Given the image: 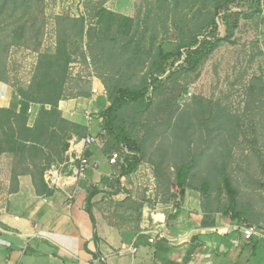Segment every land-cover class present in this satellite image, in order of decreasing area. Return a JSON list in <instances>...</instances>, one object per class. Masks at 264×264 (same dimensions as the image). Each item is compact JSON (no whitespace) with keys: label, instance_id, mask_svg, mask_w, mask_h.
Returning <instances> with one entry per match:
<instances>
[{"label":"rangeland","instance_id":"374dc122","mask_svg":"<svg viewBox=\"0 0 264 264\" xmlns=\"http://www.w3.org/2000/svg\"><path fill=\"white\" fill-rule=\"evenodd\" d=\"M226 1L30 0L22 6L20 13L31 10L25 18L26 36L22 45L10 46L5 55L1 52L2 57H6L7 82L0 80L4 83L0 96L4 94L5 85L17 94L21 88L31 87L40 53L56 45V15H84L89 24L93 22L96 6L103 4L134 20L132 27L128 21L122 24L125 28L131 27L135 40L130 44L125 46L129 40L126 35L114 42L118 27L114 24L104 55L96 54L86 45V59L74 55L70 64L71 77L66 82L65 99H62L101 96L92 91L94 82L100 81L105 87L107 85L109 106L110 90L115 85L132 88L148 85L145 98L128 102L114 119V126H124L143 152L137 169L129 175L121 174L126 152H120L114 162L109 161L112 174L102 177L100 193L93 201L111 222L136 226L144 216L145 206L152 208L157 201L161 204L180 202L176 174L182 164L189 165L187 185L200 188L204 182L209 184L205 199H210L215 211L228 209L230 205L223 187L224 172L238 191L237 209L245 214L264 211V0H232L228 4L232 10L244 13L236 40L219 46L198 70H186L183 58L172 57L166 63L165 73H149V65L159 49L174 51L189 35L194 19L201 22L205 15L214 16L223 35L222 14L216 13V5H225ZM10 9L7 8L8 12ZM201 13L205 15H199ZM36 15L38 19L32 21L31 17ZM8 20L1 24L5 29L0 31V51L6 42L4 38L11 37L13 27L8 24L12 21ZM202 32L205 33L206 28H202ZM137 39H141L140 49ZM140 60L142 64L138 68L129 66L131 61ZM0 75L5 76L2 70ZM156 76L159 81H153ZM75 83L83 87L87 96L72 97L71 93L79 91L73 87ZM5 101L0 98V103ZM92 114L89 126L94 122L98 129L96 134L100 131L107 134L102 117H97L95 112ZM36 115H31L30 124L28 112V125L35 124ZM82 126L73 127L62 141L69 139L71 146L73 139L90 133L89 126ZM106 137L105 155L109 159L107 152L113 148L115 140L110 134ZM70 146L63 159L53 152L47 156L40 154L48 167L47 174L55 168L68 169V165H61H65L69 157ZM31 155L30 150L23 154L9 151L0 154V210L8 203L17 174L29 166L35 169L31 166Z\"/></svg>","mask_w":264,"mask_h":264},{"label":"crops","instance_id":"0c3cea01","mask_svg":"<svg viewBox=\"0 0 264 264\" xmlns=\"http://www.w3.org/2000/svg\"><path fill=\"white\" fill-rule=\"evenodd\" d=\"M95 84L105 88L100 81ZM2 85L0 81V89ZM4 95L6 101L0 106L18 111L20 96L6 85ZM108 103L106 96L94 95L90 99L61 100L60 108L68 119L87 127L91 123L84 112H95L98 117ZM34 109L37 114V104ZM89 130L96 134L97 124L93 122ZM87 153L100 162V167L76 184L57 188L50 183L46 171L52 190L38 192L31 174L19 175L16 190L10 192L6 207L0 210V263L264 264V237L246 240L237 229L246 222L264 231V211L241 212V216L228 209L215 211L201 187L187 185L182 189L184 197L180 198L179 208L171 203L161 204L136 226L111 222L95 204L94 224L86 209L89 190L92 186L100 188L102 177L110 176L112 171L105 150L94 147ZM74 188L76 197L68 207L65 191ZM158 231L165 235L151 242ZM133 247L137 248L135 252L129 249Z\"/></svg>","mask_w":264,"mask_h":264},{"label":"trees","instance_id":"16d2710c","mask_svg":"<svg viewBox=\"0 0 264 264\" xmlns=\"http://www.w3.org/2000/svg\"><path fill=\"white\" fill-rule=\"evenodd\" d=\"M27 1L30 0H25L21 3L18 0H0V18H4L0 19V31L5 29V27H1V24L6 23L8 19V21H12L8 25L13 27L10 39L4 38L6 42L1 45L0 70L5 76L0 75V80L3 82H7L6 57H2L1 54L5 55L10 46L22 45V40L25 38L27 31L25 18L30 14L31 10L26 11V14L20 12ZM230 2L232 0H227L225 5H216V13L222 14V23L225 27L223 35L219 32V24L214 16L199 14L204 16V20L198 22L194 19L193 28L190 29L189 35L183 38L182 43L174 51L166 52L163 48L159 49L156 57L149 65V73L158 75L165 73L166 63L172 57L183 58L185 69L196 71L219 46L224 43H234L236 40L235 34L244 13L239 10H232L228 5ZM8 7L11 8L9 12L7 10ZM7 13L8 15H6ZM92 18L93 22L88 24L84 15H56V45L54 49L40 53L31 87L28 90L21 88L18 93L21 98L18 111L0 106V154L7 151L13 154H23L26 151H32L31 166H34L35 169H31L29 166L21 173L31 174L38 192L48 191V189L52 190L46 177L48 167L42 162V158L39 157L40 154L47 156L53 152L58 154L60 159H63L65 150L69 148L70 142L69 139L66 141H62V139L67 137L68 131L73 127H83L63 117L61 109H59V101L65 99L66 82L71 77L70 64L74 61V55H80L86 59L85 45L88 49L95 51L96 54L100 52V55H104L107 52L105 44L114 24H118L117 31L113 37L115 43L118 42L122 35L129 37L125 46L135 40L131 32V27L134 26V20L131 17L115 13L103 6V4H98L94 9ZM36 19H38L37 15L31 17L32 21ZM123 21L131 22V27L125 28L122 25ZM33 26H35V22L32 23ZM98 27L99 30L97 31ZM202 28H206L205 33L202 32ZM200 35H203L202 39L199 38ZM136 43L138 49H140L142 46L141 39H137ZM140 62L141 60L139 62L131 61L129 66L138 68L142 64ZM153 81H159V76L154 77ZM73 87L78 88L79 91L71 93L73 94L72 97L87 96V93L79 84L75 83ZM105 88L107 90V85ZM110 91L112 94L111 104L106 109L101 110L98 115L103 119L104 129H108L106 135L110 134V137L115 140L114 147H119L122 144L132 153L124 157V162L121 166V174L129 175L137 169L143 150L124 126H114V119L117 112L128 102L137 101L141 97L145 98L148 85L135 88L115 85ZM107 92L109 93L108 90ZM32 104L40 105V108L34 120L35 124L30 126L27 124V119L28 109ZM69 137L71 138L70 135ZM188 171L189 165L187 164H182L177 168L176 178L180 187V198L184 197L182 189L187 186ZM21 173L17 174L16 185H18V177ZM116 182L118 183V181ZM223 187L230 198L228 211L241 216V211L237 210L238 191L233 186L232 180L226 172L223 173ZM120 190L119 187L116 192L119 193ZM124 191L129 193L126 189ZM201 191L205 196L209 194V184L207 182L202 184ZM99 193L100 188L92 186L87 197L86 209L94 224L96 219L93 213L95 205L93 199ZM174 207L179 208L180 202L174 204ZM176 215L177 213L173 214V216Z\"/></svg>","mask_w":264,"mask_h":264},{"label":"built area","instance_id":"2783aa9c","mask_svg":"<svg viewBox=\"0 0 264 264\" xmlns=\"http://www.w3.org/2000/svg\"><path fill=\"white\" fill-rule=\"evenodd\" d=\"M94 94H98L101 96H107V90L104 87H100V85H96L94 82V86L92 89ZM0 98L5 99V95L2 94ZM35 104H32L28 109L29 112V121H32L31 115H36V111L34 109ZM85 117L89 123L93 120V114L90 111L85 112ZM35 120V118H34ZM33 120V121H34ZM108 143V138L106 137L105 131H100L98 134L88 133L86 136L81 139H73L71 141L69 159L65 163L68 165V172L62 174L61 171H64L62 168H55L52 170L50 174V183L55 187L60 188L66 185L76 184L77 182L84 179L87 174L92 170H97L100 167V162L92 159L87 151L94 147H99L105 150L106 145ZM120 152H126L127 154H132L125 145H119V147H114L110 149L107 154L109 155V161L114 162L120 155ZM66 205L71 207L74 203L76 197V188L74 189H66ZM161 203L159 201L155 202L152 208L145 206L144 215L153 214L156 212ZM238 230H241L243 233V237L246 240H251L254 236L264 237V231L258 229L254 225H250L246 222H242L237 226ZM156 237H152L150 239L151 242H154L157 237H163L164 232H157ZM131 251L135 252L137 250L136 247L129 248ZM6 264V263H0Z\"/></svg>","mask_w":264,"mask_h":264}]
</instances>
